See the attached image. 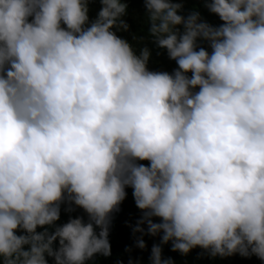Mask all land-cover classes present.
I'll return each mask as SVG.
<instances>
[{
	"label": "clouds",
	"instance_id": "9594fccd",
	"mask_svg": "<svg viewBox=\"0 0 264 264\" xmlns=\"http://www.w3.org/2000/svg\"><path fill=\"white\" fill-rule=\"evenodd\" d=\"M100 4L90 20L89 0H0V261L110 256L127 188L140 249L161 235L264 261V0H205L218 26L179 0L131 1L171 73L117 35L127 3ZM62 204L87 220L57 224ZM161 244L149 264H174Z\"/></svg>",
	"mask_w": 264,
	"mask_h": 264
},
{
	"label": "trees",
	"instance_id": "16d2710c",
	"mask_svg": "<svg viewBox=\"0 0 264 264\" xmlns=\"http://www.w3.org/2000/svg\"><path fill=\"white\" fill-rule=\"evenodd\" d=\"M131 1L134 0H122L127 3V14L123 19L129 25L128 31H119L117 35L129 41L134 49L139 51L142 47H148L151 50V57L148 62V68L152 71H167L171 73L178 66L174 60H170L167 55L166 49H161L156 44L145 37L141 39L144 34L149 30L146 24L141 23V17H135V14L131 12L130 5ZM183 4V9L179 14L187 16L193 11H198L203 20L208 23L218 26L222 21L219 17L211 13L205 6V0H179ZM100 0H89V18L94 19L97 12L100 10ZM182 29V26H180ZM141 163L148 164V161H142ZM126 198L119 205V210L111 214V225L109 230V242L111 246V255L104 257L96 254L94 257L86 261V264H129L130 261L133 264H149L150 253L153 245L161 244V235L152 236L150 234H144L143 240L146 244L144 249H140L136 246V238L139 237L140 233L133 234V227L136 226L137 221L141 219L143 213L142 210L138 209L133 195L132 189H126ZM67 204L61 205L60 220L57 224L66 223L70 218L76 216H83L87 220V215L82 209L72 206L74 211H66ZM154 222H159V218H153ZM142 227L147 230V225L144 224ZM42 228H38L37 231H42ZM99 231V229H97ZM17 234H20L18 232ZM162 257L167 259L171 258L174 264H264L255 255L250 257H242L241 255L234 254L228 257H220L219 255L212 257L209 253L200 248H193L188 254H182L178 251H172L171 242L167 244H161ZM49 264H53L52 258H47ZM2 264V261H0Z\"/></svg>",
	"mask_w": 264,
	"mask_h": 264
}]
</instances>
